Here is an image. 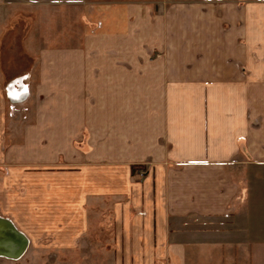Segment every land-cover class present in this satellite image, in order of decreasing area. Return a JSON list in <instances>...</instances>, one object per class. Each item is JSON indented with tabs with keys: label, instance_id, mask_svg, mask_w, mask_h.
Listing matches in <instances>:
<instances>
[{
	"label": "crops",
	"instance_id": "1",
	"mask_svg": "<svg viewBox=\"0 0 264 264\" xmlns=\"http://www.w3.org/2000/svg\"><path fill=\"white\" fill-rule=\"evenodd\" d=\"M30 1L0 0V216L66 244L108 200L120 264H264V0L101 6L14 71Z\"/></svg>",
	"mask_w": 264,
	"mask_h": 264
},
{
	"label": "rangeland",
	"instance_id": "2",
	"mask_svg": "<svg viewBox=\"0 0 264 264\" xmlns=\"http://www.w3.org/2000/svg\"><path fill=\"white\" fill-rule=\"evenodd\" d=\"M17 1L20 0H14ZM162 1L165 0H38V3L33 4L30 1V5L36 8L30 7L28 11L14 9L11 27L8 26L12 47L7 48L12 52L13 69L15 71L20 70V67L31 68L36 65V53L25 46L27 36L30 39V49H68L70 45L78 44L69 42L71 38L78 39L85 33V14L93 19H100V11L95 8L120 2H135L152 4L155 12L157 4ZM4 50L6 51L5 48ZM19 110L20 108H15L13 112ZM24 110H28V106ZM101 205L100 202L89 205L92 210L89 219L94 223L91 222L83 233L72 236L66 244L60 243L50 225L41 229L36 221L34 224L24 221L20 228L35 236L29 240L28 248L20 259L0 258V264H120L119 252L115 250L114 244L111 203L106 200L102 205L104 208ZM259 207L258 203L255 204L254 210H261ZM256 214L258 217L253 219V226L260 229L264 216L260 211Z\"/></svg>",
	"mask_w": 264,
	"mask_h": 264
},
{
	"label": "water",
	"instance_id": "3",
	"mask_svg": "<svg viewBox=\"0 0 264 264\" xmlns=\"http://www.w3.org/2000/svg\"><path fill=\"white\" fill-rule=\"evenodd\" d=\"M0 229H1L2 234H7L8 232H10L11 235L15 236L16 238L18 237L21 238V235L24 236L20 240L13 241L14 243L12 246V253L16 255L10 256V258L19 257L24 252L25 247H27L28 242L25 245L26 236L21 231H19L17 227H15V225L11 222V220H8V222L0 223ZM11 235L9 234V235L3 236V240L0 241V247L3 243L8 242L7 240L11 238Z\"/></svg>",
	"mask_w": 264,
	"mask_h": 264
},
{
	"label": "bare ground",
	"instance_id": "4",
	"mask_svg": "<svg viewBox=\"0 0 264 264\" xmlns=\"http://www.w3.org/2000/svg\"><path fill=\"white\" fill-rule=\"evenodd\" d=\"M22 94H26V91H23L22 92ZM17 93L14 91L13 92V95L11 96V98L12 99H17ZM8 220H10L9 218H7V217H5V216H0V223H4V222H8ZM11 222H12V220H11ZM13 223V222H12ZM14 224V223H13ZM16 227V226H15ZM11 229V228H10ZM19 230V229H18ZM20 231V230H19ZM22 232V231H21ZM23 233V232H22ZM11 235V233L10 232H8L7 234H2V232H1V229H0V241H2L3 240V236H5V235ZM24 234V233H23ZM25 235V234H24ZM26 236V235H25ZM22 237H24V236H22L21 235V238ZM21 238H16L15 236H12L11 235V238L9 239V240H7L8 242L7 243H3L2 245H1V247H0V258H4V259H8V260H18V259H20L23 255H24V253L26 252V250H27V248H28V245H29V239H28V237L26 236V239H25V245H26V243L28 242V244H27V247H25V250H24V252L19 256V257H17V258H10V256H13V255H16V254H13L12 253V246H13V241L14 240H20ZM8 256V257H7ZM14 257H16V256H14Z\"/></svg>",
	"mask_w": 264,
	"mask_h": 264
},
{
	"label": "trees",
	"instance_id": "5",
	"mask_svg": "<svg viewBox=\"0 0 264 264\" xmlns=\"http://www.w3.org/2000/svg\"><path fill=\"white\" fill-rule=\"evenodd\" d=\"M131 172H132V174L135 172V166L134 165L131 166Z\"/></svg>",
	"mask_w": 264,
	"mask_h": 264
}]
</instances>
